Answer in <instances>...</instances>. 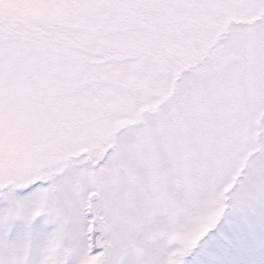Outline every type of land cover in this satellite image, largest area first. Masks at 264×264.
<instances>
[{
	"label": "snow or ice",
	"instance_id": "obj_1",
	"mask_svg": "<svg viewBox=\"0 0 264 264\" xmlns=\"http://www.w3.org/2000/svg\"><path fill=\"white\" fill-rule=\"evenodd\" d=\"M0 264H264V0H0Z\"/></svg>",
	"mask_w": 264,
	"mask_h": 264
}]
</instances>
